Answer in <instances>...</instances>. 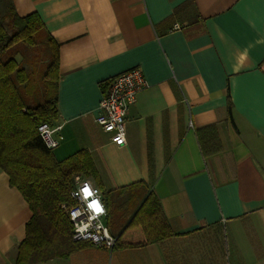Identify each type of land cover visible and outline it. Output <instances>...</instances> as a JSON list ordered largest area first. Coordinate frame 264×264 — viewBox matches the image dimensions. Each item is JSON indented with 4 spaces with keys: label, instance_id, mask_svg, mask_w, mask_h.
Here are the masks:
<instances>
[{
    "label": "crops",
    "instance_id": "obj_1",
    "mask_svg": "<svg viewBox=\"0 0 264 264\" xmlns=\"http://www.w3.org/2000/svg\"><path fill=\"white\" fill-rule=\"evenodd\" d=\"M5 2L37 12L58 44L55 157L86 150L96 175L85 179L101 193L143 182L173 231L31 264H264V0ZM134 66L147 85L118 146L97 104L106 80ZM31 215L0 168V264H15Z\"/></svg>",
    "mask_w": 264,
    "mask_h": 264
},
{
    "label": "trees",
    "instance_id": "obj_2",
    "mask_svg": "<svg viewBox=\"0 0 264 264\" xmlns=\"http://www.w3.org/2000/svg\"><path fill=\"white\" fill-rule=\"evenodd\" d=\"M31 50L43 51L48 57L44 71L24 67L25 53ZM58 56V44L38 13L21 16L8 5L0 16V168L32 211L15 264L64 257L91 245L73 240L67 208L74 203L75 176L96 175L93 162L86 150L57 159L38 132L41 123L58 115ZM37 78L43 80L46 91L42 101L37 99ZM228 107L231 110L230 103ZM208 151L203 148V154ZM106 193H101L105 222L115 212L121 213L112 248L142 246L173 235L157 195L143 182ZM110 194L115 196L114 207Z\"/></svg>",
    "mask_w": 264,
    "mask_h": 264
},
{
    "label": "built area",
    "instance_id": "obj_3",
    "mask_svg": "<svg viewBox=\"0 0 264 264\" xmlns=\"http://www.w3.org/2000/svg\"><path fill=\"white\" fill-rule=\"evenodd\" d=\"M146 85L147 81L140 66L121 71L106 80L104 93L97 104L95 121L104 131L110 133V140L114 144L121 146L125 143L127 109ZM60 127L51 122H43L38 126V132L48 148L54 149L60 143L63 137L59 133ZM85 188L92 195L85 196ZM71 197L74 203L67 208V214L72 223L73 240L112 249L115 237L105 222L107 211L99 187L76 175ZM99 205L103 208L102 212L98 210Z\"/></svg>",
    "mask_w": 264,
    "mask_h": 264
},
{
    "label": "rangeland",
    "instance_id": "obj_4",
    "mask_svg": "<svg viewBox=\"0 0 264 264\" xmlns=\"http://www.w3.org/2000/svg\"><path fill=\"white\" fill-rule=\"evenodd\" d=\"M7 2V1H6ZM2 3L0 4V16H2L4 14V11L7 9L8 5L7 3ZM25 61H24V67H28L30 68V70H34L35 72H40V71H44L45 69V63L48 59V57L46 55H44L43 51L40 50H31L25 53ZM18 60H21V55L17 56ZM38 79V78H37ZM37 81V80H36ZM37 99H39V101H42L43 98L45 97L46 91H45V87L43 84V80L42 79H38V83H37ZM80 178H83L82 176H79ZM105 195L107 196V191H104ZM114 195L110 194V200L112 201L111 204L114 207L113 201H114ZM116 215L112 216L108 221L106 220V225L109 229V231L112 234H115L116 230L114 228L115 224L119 222L118 217L121 216V213L119 212H115ZM123 218V217H122Z\"/></svg>",
    "mask_w": 264,
    "mask_h": 264
},
{
    "label": "clouds",
    "instance_id": "obj_5",
    "mask_svg": "<svg viewBox=\"0 0 264 264\" xmlns=\"http://www.w3.org/2000/svg\"><path fill=\"white\" fill-rule=\"evenodd\" d=\"M84 191H85V196H90V195H92V193H91L87 188H85ZM99 211H100V212L103 211V208H102L101 205H99Z\"/></svg>",
    "mask_w": 264,
    "mask_h": 264
},
{
    "label": "snow or ice",
    "instance_id": "obj_6",
    "mask_svg": "<svg viewBox=\"0 0 264 264\" xmlns=\"http://www.w3.org/2000/svg\"><path fill=\"white\" fill-rule=\"evenodd\" d=\"M98 207V206H97ZM99 210V209H98Z\"/></svg>",
    "mask_w": 264,
    "mask_h": 264
}]
</instances>
